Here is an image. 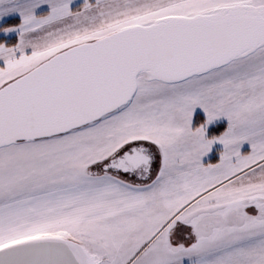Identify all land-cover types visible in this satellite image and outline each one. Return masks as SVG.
Here are the masks:
<instances>
[{
  "label": "snow or ice",
  "instance_id": "obj_1",
  "mask_svg": "<svg viewBox=\"0 0 264 264\" xmlns=\"http://www.w3.org/2000/svg\"><path fill=\"white\" fill-rule=\"evenodd\" d=\"M0 264H264V0H0Z\"/></svg>",
  "mask_w": 264,
  "mask_h": 264
},
{
  "label": "rangeland",
  "instance_id": "obj_2",
  "mask_svg": "<svg viewBox=\"0 0 264 264\" xmlns=\"http://www.w3.org/2000/svg\"><path fill=\"white\" fill-rule=\"evenodd\" d=\"M74 2H79V0H74ZM9 20L10 21H15L14 19H9ZM14 23H16V22H14ZM11 24H13V23H11ZM219 147H220L219 145H215L214 148H213V152L209 154L212 157L213 160L218 158L217 149Z\"/></svg>",
  "mask_w": 264,
  "mask_h": 264
},
{
  "label": "trees",
  "instance_id": "obj_3",
  "mask_svg": "<svg viewBox=\"0 0 264 264\" xmlns=\"http://www.w3.org/2000/svg\"><path fill=\"white\" fill-rule=\"evenodd\" d=\"M14 22H16V21H10V20H8L7 21V24H11V23H14Z\"/></svg>",
  "mask_w": 264,
  "mask_h": 264
}]
</instances>
